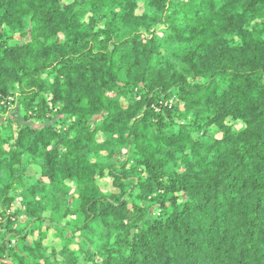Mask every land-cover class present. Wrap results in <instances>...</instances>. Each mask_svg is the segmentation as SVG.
<instances>
[{
	"label": "trees",
	"instance_id": "16d2710c",
	"mask_svg": "<svg viewBox=\"0 0 264 264\" xmlns=\"http://www.w3.org/2000/svg\"><path fill=\"white\" fill-rule=\"evenodd\" d=\"M0 264H264V0H0Z\"/></svg>",
	"mask_w": 264,
	"mask_h": 264
}]
</instances>
